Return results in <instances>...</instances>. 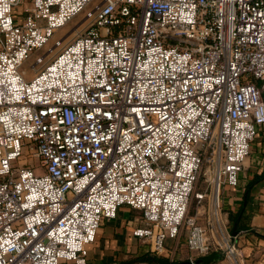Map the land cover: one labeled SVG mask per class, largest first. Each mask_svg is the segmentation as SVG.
Returning a JSON list of instances; mask_svg holds the SVG:
<instances>
[{
    "label": "built area",
    "instance_id": "2783aa9c",
    "mask_svg": "<svg viewBox=\"0 0 264 264\" xmlns=\"http://www.w3.org/2000/svg\"><path fill=\"white\" fill-rule=\"evenodd\" d=\"M90 1L32 0L14 19L21 0H0V264H87L121 206L156 255L184 236L246 264L221 192L264 125V0H102L26 80L29 52Z\"/></svg>",
    "mask_w": 264,
    "mask_h": 264
},
{
    "label": "crops",
    "instance_id": "0c3cea01",
    "mask_svg": "<svg viewBox=\"0 0 264 264\" xmlns=\"http://www.w3.org/2000/svg\"><path fill=\"white\" fill-rule=\"evenodd\" d=\"M223 209L235 230V243L246 264H264V125L256 131L248 156L243 161L237 186L225 184L221 192ZM205 200V216H206ZM202 211V208L199 210ZM235 217L231 220L230 216ZM202 221V218H201ZM144 226L141 212L128 206L119 207L112 219L103 220L95 241L87 247V264H159L144 258L156 255L149 240L133 236L136 227ZM166 252L157 255L164 263L189 261L194 264H228L221 252L193 255L185 246L184 236L165 238ZM161 263V264H164ZM59 264H74L60 260Z\"/></svg>",
    "mask_w": 264,
    "mask_h": 264
},
{
    "label": "rangeland",
    "instance_id": "374dc122",
    "mask_svg": "<svg viewBox=\"0 0 264 264\" xmlns=\"http://www.w3.org/2000/svg\"><path fill=\"white\" fill-rule=\"evenodd\" d=\"M102 0H92L90 1L85 9L72 17L63 27L57 29L52 37L49 39L48 43L42 47V48H36L29 52L28 57L22 62V64L19 67V73L26 79L30 80L35 75V69L40 68V64H35L36 58L40 56H44V60L48 61L51 56L52 52H56L58 50V47H54V43L56 40H62V44L67 43L72 37L74 36L76 29H84V24L86 21L82 22L84 20L85 14L87 11H91L94 9L96 5H98ZM32 0H21L20 4L13 9L14 13V19L18 17L16 13L23 9L25 6H30ZM16 11V13H15ZM82 22V23H81ZM53 48V51L50 53H47V51ZM47 53V54H46ZM35 64V65H34ZM22 160L28 165H35L37 160L35 158H32L28 155V151L24 150L23 155L21 156ZM203 189V183L201 178L197 181L192 200L189 206V213H193L194 209L196 208V200H195V193Z\"/></svg>",
    "mask_w": 264,
    "mask_h": 264
},
{
    "label": "trees",
    "instance_id": "16d2710c",
    "mask_svg": "<svg viewBox=\"0 0 264 264\" xmlns=\"http://www.w3.org/2000/svg\"><path fill=\"white\" fill-rule=\"evenodd\" d=\"M231 220H235V217H233L232 215L230 216ZM145 260L152 262V263H164L165 261H163L161 258H159L157 255H148L147 257L144 258ZM165 264V263H164ZM167 264V263H166ZM170 264H175L173 262H170Z\"/></svg>",
    "mask_w": 264,
    "mask_h": 264
},
{
    "label": "water",
    "instance_id": "95a60500",
    "mask_svg": "<svg viewBox=\"0 0 264 264\" xmlns=\"http://www.w3.org/2000/svg\"><path fill=\"white\" fill-rule=\"evenodd\" d=\"M233 234H235V230L233 229ZM177 264H190L189 261H182V262H179Z\"/></svg>",
    "mask_w": 264,
    "mask_h": 264
}]
</instances>
